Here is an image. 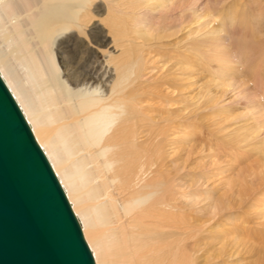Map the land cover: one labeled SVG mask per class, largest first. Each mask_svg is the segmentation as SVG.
Instances as JSON below:
<instances>
[{
	"label": "bare ground",
	"instance_id": "1",
	"mask_svg": "<svg viewBox=\"0 0 264 264\" xmlns=\"http://www.w3.org/2000/svg\"><path fill=\"white\" fill-rule=\"evenodd\" d=\"M99 1L116 17L110 30L114 39L126 36L128 30L134 34L140 30L146 37L158 31L157 25L152 26L145 18L147 3L161 12L177 9L180 2L0 0V78L52 166L80 229L82 226L94 263L198 264L202 258V264H212L210 235L203 231V225H197L198 216L207 215L208 222H215L233 206L229 199L207 200L200 206L202 202L191 191L193 180H189L191 184L185 182L189 174L180 173L173 154L166 152L172 118L155 120L152 114L174 113L152 108L151 102H171V83L151 78L160 71L142 54L116 65L114 74L95 72L94 62L89 72H77L72 65L69 52L75 48L84 49L89 59H95L90 48L93 40L85 44L84 37L89 9ZM183 3L181 15L197 25L194 33L206 29L215 17L202 4L196 8V0ZM234 24L229 26L231 32ZM174 28L181 30L178 25ZM217 33L219 30L211 29L182 48L215 63L217 71L224 66L239 69L243 54L239 57L233 53L229 32L225 31L224 39ZM106 38L101 36V46H106ZM258 40L264 44V35ZM253 57L246 56L245 69L264 75L262 56ZM254 80L264 86V77ZM143 82L146 87H142ZM238 233L234 228L225 234V251L214 254L215 259H221L216 264L240 261Z\"/></svg>",
	"mask_w": 264,
	"mask_h": 264
},
{
	"label": "rangeland",
	"instance_id": "2",
	"mask_svg": "<svg viewBox=\"0 0 264 264\" xmlns=\"http://www.w3.org/2000/svg\"><path fill=\"white\" fill-rule=\"evenodd\" d=\"M183 4V0H180L177 9L160 12L156 5L147 3L145 18L151 21L152 26L157 25L159 29H155L158 31L146 37V33L139 30L134 34L128 28L126 36L114 39L110 30L116 17L112 16L104 2L99 1L89 9L84 37L85 44L93 40L90 48L95 51V59H89L82 48L69 50V56L77 72H89L92 67L90 63L94 62L95 72L101 74H114L116 65L125 64L131 56L135 58L142 54L153 61L154 66L158 67L157 72H160H155L151 78L171 83L168 89L171 102H161V105L151 102L152 108L174 113L152 114L155 120L172 118L171 132L166 133L167 144H170L165 147L166 152L170 156L173 154L172 158L180 165V173L189 174L185 182L191 184L189 180H193L191 191L202 202L200 206H204L207 200V203H214L223 199L225 202L229 199L233 206L229 213L215 222H208L207 215L198 216L197 225H203V231L210 235L209 251L213 254V260L218 251H225V234L236 228L240 241L237 260L240 261L232 260L231 264H261L264 262V181H261L264 180V86L256 85L254 79L263 78L264 75L250 72L244 64L246 56L252 59L253 55H258L262 56L264 65V44L258 40V36L264 35V24L261 23H264V0H196V8L202 4L215 15L210 25L198 33H194L197 25L186 22L188 16L181 15ZM233 22L236 28L231 32L229 26ZM176 25L181 26V30L171 29ZM255 25L260 28L255 29ZM211 29L219 30L217 34L220 36L215 35L222 39L226 36L225 31L230 33L228 44L235 55L243 54V66H239V69L224 66L220 72L215 63H208L183 50L182 47H187L191 40L196 39L197 42L202 34ZM160 30L166 33H160ZM257 32L260 33L258 36ZM102 35L107 37L106 46L99 44ZM177 53L186 58H178ZM145 85L143 82L142 87ZM166 89L164 92H168ZM36 144L39 145L38 142ZM249 190H253L252 194L245 196ZM83 240L86 244L85 237ZM243 240L247 244L242 243ZM201 259L197 260L198 264L203 263ZM213 260L211 263L216 264L221 259Z\"/></svg>",
	"mask_w": 264,
	"mask_h": 264
},
{
	"label": "water",
	"instance_id": "3",
	"mask_svg": "<svg viewBox=\"0 0 264 264\" xmlns=\"http://www.w3.org/2000/svg\"><path fill=\"white\" fill-rule=\"evenodd\" d=\"M0 264H94L63 190L1 78Z\"/></svg>",
	"mask_w": 264,
	"mask_h": 264
}]
</instances>
